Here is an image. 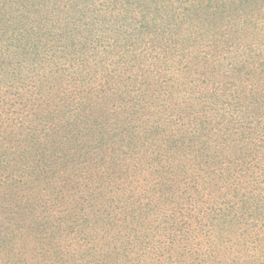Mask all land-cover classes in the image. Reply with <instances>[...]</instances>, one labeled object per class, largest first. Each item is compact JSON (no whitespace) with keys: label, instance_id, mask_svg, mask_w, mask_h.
I'll return each instance as SVG.
<instances>
[{"label":"rangeland","instance_id":"obj_1","mask_svg":"<svg viewBox=\"0 0 264 264\" xmlns=\"http://www.w3.org/2000/svg\"><path fill=\"white\" fill-rule=\"evenodd\" d=\"M91 4L95 12L82 26L99 21L73 65L55 64L49 53L43 75L36 74L41 63L29 65L19 90L0 71V145L25 149L39 140L47 149L21 164L25 177L17 179L33 186L53 152L62 170L42 184L50 201L38 211L60 230L13 264H184L176 242L189 222L197 233V220L207 225L198 234L207 264H249L252 255L261 262L264 221L247 216L240 225L238 215L241 207L264 213V178L240 189L243 197L220 195L233 183L228 175L246 164L228 160L242 156L246 167L264 169V0ZM88 152L87 162H74ZM223 235L229 243L237 237L233 251L216 241ZM44 252L59 259L44 260Z\"/></svg>","mask_w":264,"mask_h":264},{"label":"trees","instance_id":"obj_2","mask_svg":"<svg viewBox=\"0 0 264 264\" xmlns=\"http://www.w3.org/2000/svg\"><path fill=\"white\" fill-rule=\"evenodd\" d=\"M91 1L92 0H0V71L1 73L5 71L4 79L7 78L9 80L8 83L12 81L13 89L19 90L21 85L24 87L23 83L29 77L24 71L29 65H34L36 62L41 63L36 74L38 75L41 73L42 76L46 68V63L44 61H48L49 53L54 54L56 59V61H54L55 64H59V61L63 60L71 62L73 65V61L77 57L81 58L83 56L88 45V39L92 32V28L99 21V17L97 16L92 27L87 24L82 26L84 24V18L88 17L90 19L93 16L91 13L95 12H88V10L91 9L90 7L93 6ZM105 9H108V5H106ZM23 63L24 66H21ZM70 68L73 70L74 66ZM75 73L76 71L74 74ZM67 74L70 75L69 72ZM23 77H25V79H23ZM15 82H18V86H14ZM35 137L36 136H34V139ZM241 140V138L238 139L240 142ZM234 141L232 140V143H234ZM249 147L250 146H248V148ZM46 150V145L43 144V141L39 140L33 142L32 147H26L25 149L22 147H14L12 144H8V146L5 144L4 146L3 144L0 145L2 155L0 158V260H5L4 264H8L9 260L13 264L14 261L23 259L21 256L24 255V251L28 246L33 245L35 247L37 245V248H41L46 242V237L49 235L53 236L56 228L60 230V225H57V220L47 219L46 217L39 218L40 216H38L39 208L44 204L47 205L48 201H50L49 198L44 197L45 189L43 190V188H41L42 184H48V182L54 178V174H58L62 171L57 168L59 162H56L55 159L52 158L56 155V152L47 154L50 156H47L45 162L47 166L44 165L48 167V172L46 171V175L34 181L35 183L33 186L26 185V181L29 180L28 177L26 180L22 181L17 179V177L23 179L25 177L21 174L22 166L20 165L31 159H33L34 162L37 161L36 159L44 155ZM97 151H99L98 148H96V153L95 150L91 153L96 155L98 153ZM15 152H19V154H16L14 156L16 158L13 160L12 157ZM88 156H90L89 152L83 157L76 156L77 158H74V162L78 164L82 163L81 161L87 162ZM240 157L242 156L235 158V160L231 162L229 160L227 161L228 164L233 165L238 162L241 166V164L243 165V161L246 164L228 175V179L233 181V183L225 187L224 194L220 195V199H228L227 195L229 194H235L234 197H238L242 193L240 189L248 185H253L259 178L261 179H259V182H262L264 178V169L259 166L260 164L258 166L255 165L253 168H248L246 166H249V162L246 160H241L240 162ZM42 158H46V156ZM92 160H95V158L93 157ZM92 160L89 161V163H91ZM19 166L20 168H17ZM37 171L38 170H34V172L31 173L35 174ZM61 192L62 191L59 189L56 190L55 193L57 197H59L58 194H61ZM243 196H245L244 193H242V197ZM92 197L93 202H95L97 198H94V196ZM60 198L61 199L56 202L58 205H60L59 203L63 200L62 197ZM42 200H45L44 203L39 204ZM86 201L87 199L84 197L83 203ZM111 202H117V199L113 198ZM92 203L89 206H92ZM242 204H244V202H242ZM245 210L246 209L242 211L241 207L239 211L241 215H238V218H240V216L242 217V220L239 222L240 225H246L244 221L248 218L251 223H257L260 220L264 221V213H262V210L258 209V206L248 208V211L246 210L247 212ZM24 212H32L34 217L33 220L25 222L22 218V213ZM246 213H248V215ZM58 221L60 220L58 219ZM175 227L179 230L180 225L174 222L169 232L176 234ZM206 227V224L197 220L195 227L197 233L191 234L192 224L190 222L187 224L186 231L188 234L186 233L180 236V239L176 242L179 247L175 249V252L177 251L176 257L179 261L184 264H207L206 260L204 258L201 259L199 256V253H201L199 248L202 244H200L201 235H198L199 230L206 229ZM241 237L244 238L245 236ZM83 238L88 240L89 235L83 236L81 238L82 241ZM236 238L237 237H234V242L229 243V238H224L223 235L217 238L218 240L216 241H224L230 244L228 249L233 251L237 244ZM169 242L173 245L175 241L171 237V239L169 238L168 243ZM255 242L260 244L258 240H255ZM168 252L170 253L171 250ZM56 255L61 256V251L57 252ZM56 255L53 256L44 252L45 257L43 259L48 261L59 259ZM160 255H163V253ZM1 256H3V259H1ZM169 256H175L174 251L172 254L170 253ZM252 256L249 264H264V259L261 262H254L255 256ZM210 257L213 260L217 259L215 253L210 255ZM39 258L40 256L35 259V262H37ZM93 262L94 261L90 259L83 263L94 264Z\"/></svg>","mask_w":264,"mask_h":264}]
</instances>
